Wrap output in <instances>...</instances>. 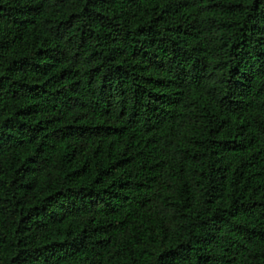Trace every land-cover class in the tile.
I'll list each match as a JSON object with an SVG mask.
<instances>
[{
    "label": "trees",
    "instance_id": "trees-1",
    "mask_svg": "<svg viewBox=\"0 0 264 264\" xmlns=\"http://www.w3.org/2000/svg\"><path fill=\"white\" fill-rule=\"evenodd\" d=\"M0 264H264V0H0Z\"/></svg>",
    "mask_w": 264,
    "mask_h": 264
}]
</instances>
